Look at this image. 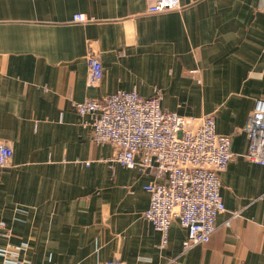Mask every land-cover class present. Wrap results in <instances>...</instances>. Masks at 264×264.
I'll use <instances>...</instances> for the list:
<instances>
[{
  "label": "crops",
  "instance_id": "obj_1",
  "mask_svg": "<svg viewBox=\"0 0 264 264\" xmlns=\"http://www.w3.org/2000/svg\"><path fill=\"white\" fill-rule=\"evenodd\" d=\"M180 2L148 14L145 0H0V141L13 149L0 168V264H264V167L244 157L243 129L264 98V8ZM89 41L103 64L94 87ZM118 89L157 93L179 114H213L230 136L225 210L208 242L182 251L186 230L174 219L159 248L143 216L151 172L112 161L114 146L91 140L95 115L72 102Z\"/></svg>",
  "mask_w": 264,
  "mask_h": 264
},
{
  "label": "built area",
  "instance_id": "obj_2",
  "mask_svg": "<svg viewBox=\"0 0 264 264\" xmlns=\"http://www.w3.org/2000/svg\"><path fill=\"white\" fill-rule=\"evenodd\" d=\"M148 14L180 11V0H145ZM191 2V1H190ZM257 8H264L258 0ZM73 21L86 22L81 13ZM86 86H97L103 75L100 53L90 43L86 49ZM191 73L197 70H191ZM161 97L118 89L102 98L73 101L79 115L93 113L91 140L114 146L112 161L128 168L150 171L144 189L149 203L143 216L160 234L159 248L168 242L171 221L186 230L182 251L206 243L216 230L217 216L225 210L219 175L233 153L230 136L218 133L213 114L189 116L161 107ZM248 146L244 157L264 167V98L258 97L243 127ZM12 146L0 141V168L10 164ZM88 164V162H85ZM238 211L233 215L237 216ZM102 264H123L119 259Z\"/></svg>",
  "mask_w": 264,
  "mask_h": 264
}]
</instances>
